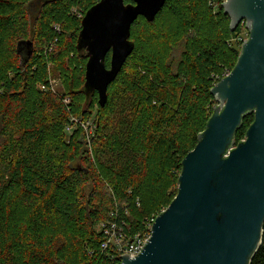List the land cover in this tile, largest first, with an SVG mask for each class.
<instances>
[{
  "label": "trees",
  "instance_id": "trees-1",
  "mask_svg": "<svg viewBox=\"0 0 264 264\" xmlns=\"http://www.w3.org/2000/svg\"><path fill=\"white\" fill-rule=\"evenodd\" d=\"M97 1L0 0V264H120L98 225L123 219L131 236L150 231L167 178L180 175L213 112L215 76L238 59L231 38L241 27L231 31L224 0H167L153 21L133 22L134 49L102 107L97 92L86 97L88 56L77 48ZM25 40L30 56L19 50ZM74 114L96 116L92 150L66 140ZM253 120L244 117L237 143ZM251 264H264V225Z\"/></svg>",
  "mask_w": 264,
  "mask_h": 264
},
{
  "label": "water",
  "instance_id": "water-1",
  "mask_svg": "<svg viewBox=\"0 0 264 264\" xmlns=\"http://www.w3.org/2000/svg\"><path fill=\"white\" fill-rule=\"evenodd\" d=\"M167 0H98L85 13L78 50L85 49L84 91L108 87L134 49L131 26L139 17L153 21ZM235 31L245 23L232 70L211 88L216 100L196 146L182 160L179 189L155 218L150 236L135 257L120 264H251L262 244L264 225V0H224ZM33 42L19 43L30 56ZM111 53L110 66L106 57ZM247 114L254 120L244 139L234 140Z\"/></svg>",
  "mask_w": 264,
  "mask_h": 264
},
{
  "label": "rangeland",
  "instance_id": "rangeland-1",
  "mask_svg": "<svg viewBox=\"0 0 264 264\" xmlns=\"http://www.w3.org/2000/svg\"><path fill=\"white\" fill-rule=\"evenodd\" d=\"M218 1V0H217ZM220 3V2H218ZM32 13L34 12V7L31 9ZM240 32L231 38V42H233L238 49L241 48V41L243 42L244 39H246L249 36V31L248 28L245 26V23L240 24ZM70 33V31L66 32V34L62 37L63 40L66 39L67 35ZM110 53V52H109ZM110 58H111V53H110ZM50 69H51V86L55 90H62L64 88V83L62 81V76L60 70L57 69V67L54 65L53 62H50ZM68 102L70 101V98L67 99ZM95 101H97L96 97L94 98ZM95 105H97L95 103ZM96 111V109H95ZM92 119L89 120L87 116H82L79 115L77 116L76 114L73 115L72 117V124L71 126L68 127V130L66 133V140L71 139V135H73L72 140L73 142H78V141H83V143H86V146L89 147L90 150H92V138L91 134L93 130L95 129V122H96V116L91 117ZM70 127H72L70 129ZM1 140V138H0ZM179 173L174 172L167 178V182L165 183L164 186V191H165V201L163 202V206L165 208L167 207V204L169 201L175 196L176 192V187H177V177ZM154 194L153 191L148 189L146 191V196H145V204L146 206L149 207L151 204L150 198Z\"/></svg>",
  "mask_w": 264,
  "mask_h": 264
},
{
  "label": "built area",
  "instance_id": "built-area-1",
  "mask_svg": "<svg viewBox=\"0 0 264 264\" xmlns=\"http://www.w3.org/2000/svg\"><path fill=\"white\" fill-rule=\"evenodd\" d=\"M57 29L59 27L57 26ZM229 71L224 72L221 76L216 75V79H221L227 75ZM68 101V100H66ZM156 217H153L149 223L150 231L146 234L137 233L133 236L129 235L125 229V221L122 219H113L109 221L101 222L98 228L103 232L105 240L102 243V247L107 249L113 247L117 252L122 254H128L131 257H135L139 252L142 251L146 244L150 233L151 227Z\"/></svg>",
  "mask_w": 264,
  "mask_h": 264
}]
</instances>
